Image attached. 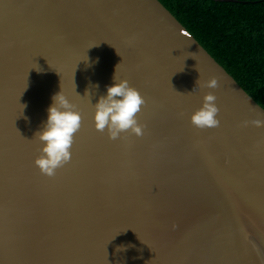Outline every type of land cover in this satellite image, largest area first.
I'll use <instances>...</instances> for the list:
<instances>
[{
	"label": "water",
	"instance_id": "water-1",
	"mask_svg": "<svg viewBox=\"0 0 264 264\" xmlns=\"http://www.w3.org/2000/svg\"><path fill=\"white\" fill-rule=\"evenodd\" d=\"M115 70L146 102L140 136L94 126ZM60 90L82 122L47 176L34 133ZM209 92L220 123L197 128ZM256 120L264 107L160 0H0V264H264Z\"/></svg>",
	"mask_w": 264,
	"mask_h": 264
},
{
	"label": "clouds",
	"instance_id": "clouds-1",
	"mask_svg": "<svg viewBox=\"0 0 264 264\" xmlns=\"http://www.w3.org/2000/svg\"><path fill=\"white\" fill-rule=\"evenodd\" d=\"M36 70L40 71L39 68ZM217 86L215 78L204 83V87L209 89ZM91 87L98 88L99 85ZM105 88V94L93 104V122L96 130L103 132L107 129L110 139H117L126 131L137 136L142 135L143 128L137 120V115L146 102L139 91L127 80L117 78L116 70L113 83L106 85ZM86 94L90 92L86 90ZM215 101L213 93L205 94L202 106L191 115L190 119L194 126L201 129L219 126L220 121L217 118L219 109ZM23 106L24 109L26 105ZM81 122L80 112L61 90L52 95L46 120L34 133V137L41 145L40 155L36 157L34 164L42 174L53 176L58 168L70 162L74 137L81 128ZM252 123L259 126L264 124V121L256 120Z\"/></svg>",
	"mask_w": 264,
	"mask_h": 264
},
{
	"label": "trees",
	"instance_id": "trees-1",
	"mask_svg": "<svg viewBox=\"0 0 264 264\" xmlns=\"http://www.w3.org/2000/svg\"><path fill=\"white\" fill-rule=\"evenodd\" d=\"M264 107V0H160Z\"/></svg>",
	"mask_w": 264,
	"mask_h": 264
}]
</instances>
